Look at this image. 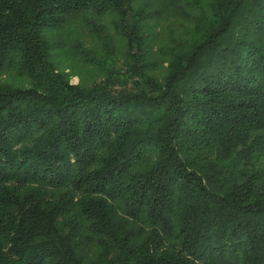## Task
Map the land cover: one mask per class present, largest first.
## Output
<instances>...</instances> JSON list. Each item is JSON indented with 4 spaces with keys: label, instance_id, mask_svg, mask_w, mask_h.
Returning <instances> with one entry per match:
<instances>
[{
    "label": "trees",
    "instance_id": "trees-1",
    "mask_svg": "<svg viewBox=\"0 0 264 264\" xmlns=\"http://www.w3.org/2000/svg\"><path fill=\"white\" fill-rule=\"evenodd\" d=\"M0 264H264V0H0Z\"/></svg>",
    "mask_w": 264,
    "mask_h": 264
},
{
    "label": "rangeland",
    "instance_id": "rangeland-1",
    "mask_svg": "<svg viewBox=\"0 0 264 264\" xmlns=\"http://www.w3.org/2000/svg\"><path fill=\"white\" fill-rule=\"evenodd\" d=\"M112 20L113 17L109 14L87 11L74 15L69 23L52 31L50 36L57 41L58 46H61L56 49L55 58L60 67L70 71L71 83L76 84L80 81L89 83L93 80L106 78V72L96 69L94 64L85 61L83 55L80 56L78 55L79 52H75V48L79 45L90 53L91 58H102L98 49L102 51L104 45L99 40V37H105L108 34L115 36ZM170 32L169 28L166 31L168 38L170 37ZM113 45H115V48L118 47L117 43ZM93 50L97 51V53ZM123 63V59L118 57L115 59V64L110 65V68L117 72L118 66H123ZM123 76L124 74H118L114 80L118 81V78L120 77L121 79ZM125 79L122 78V80Z\"/></svg>",
    "mask_w": 264,
    "mask_h": 264
}]
</instances>
